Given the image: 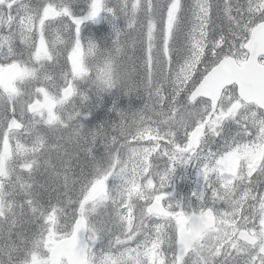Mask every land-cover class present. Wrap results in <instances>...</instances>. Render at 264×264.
Instances as JSON below:
<instances>
[{
    "label": "snow or ice",
    "instance_id": "obj_1",
    "mask_svg": "<svg viewBox=\"0 0 264 264\" xmlns=\"http://www.w3.org/2000/svg\"><path fill=\"white\" fill-rule=\"evenodd\" d=\"M94 50L145 103L85 132ZM0 264H264V0H0Z\"/></svg>",
    "mask_w": 264,
    "mask_h": 264
},
{
    "label": "trees",
    "instance_id": "obj_2",
    "mask_svg": "<svg viewBox=\"0 0 264 264\" xmlns=\"http://www.w3.org/2000/svg\"><path fill=\"white\" fill-rule=\"evenodd\" d=\"M35 2V0H33ZM115 0H113V3ZM190 2V0H186ZM72 14L75 17H83L87 13V6L84 3H77L71 6ZM104 20L101 23L86 22L81 27L80 39L81 42L86 38L85 34H89L94 44L102 52L110 50L113 47V41L115 37L113 30L109 24V18L103 13ZM118 26V29L124 28V22L121 19L114 20ZM86 94L89 97L88 106L81 108L80 122L84 127L85 132L96 130L100 127L110 128L113 124L117 123L119 117L118 111L133 112L143 107L145 100L142 97H138L135 94L125 95L123 92L113 91L110 94H104L91 88L86 90ZM101 94V99H99ZM79 107V105H78ZM104 149L102 145L97 142L94 152L96 155H101Z\"/></svg>",
    "mask_w": 264,
    "mask_h": 264
},
{
    "label": "clouds",
    "instance_id": "obj_3",
    "mask_svg": "<svg viewBox=\"0 0 264 264\" xmlns=\"http://www.w3.org/2000/svg\"><path fill=\"white\" fill-rule=\"evenodd\" d=\"M83 63L86 72L93 77L89 81L90 88H95L104 94H110L113 91L129 94L131 87L129 74L117 59L101 57L94 50L91 54H85ZM105 155H107V150Z\"/></svg>",
    "mask_w": 264,
    "mask_h": 264
},
{
    "label": "rangeland",
    "instance_id": "obj_4",
    "mask_svg": "<svg viewBox=\"0 0 264 264\" xmlns=\"http://www.w3.org/2000/svg\"><path fill=\"white\" fill-rule=\"evenodd\" d=\"M102 16L103 13H101V16L98 17L95 22L97 23L103 22L104 18H102L101 20ZM112 29L114 33L118 29V26L114 21V19H112ZM85 36L86 38H83L85 41L82 42V44H87L89 42L94 43L93 38L89 34H85ZM99 99H101V94ZM198 186H199V169L196 165H187V166L176 165L173 182L171 184V187L167 189V192L170 196L174 197L176 200L181 201V203L183 204H187L189 202L195 204V202L191 200V196L192 193L196 191Z\"/></svg>",
    "mask_w": 264,
    "mask_h": 264
}]
</instances>
